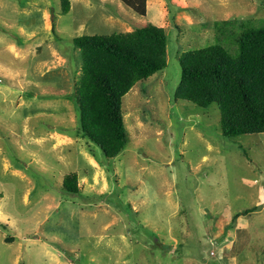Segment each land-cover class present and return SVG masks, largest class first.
Listing matches in <instances>:
<instances>
[{"label": "rangeland", "instance_id": "1", "mask_svg": "<svg viewBox=\"0 0 264 264\" xmlns=\"http://www.w3.org/2000/svg\"><path fill=\"white\" fill-rule=\"evenodd\" d=\"M62 2L0 0V264H224L229 225L210 233L230 208L257 209L238 258L264 264V196L242 180L264 175V132L225 136L217 103L176 97L181 53L220 40L234 50L215 22L259 25L264 0H148L145 15L121 0H70L67 13ZM147 23L165 27L168 63L123 97L130 140L110 158L78 128L62 51ZM72 172L78 193L63 187Z\"/></svg>", "mask_w": 264, "mask_h": 264}, {"label": "trees", "instance_id": "2", "mask_svg": "<svg viewBox=\"0 0 264 264\" xmlns=\"http://www.w3.org/2000/svg\"><path fill=\"white\" fill-rule=\"evenodd\" d=\"M64 13L70 0H62ZM145 15L147 0H121ZM238 18L215 22L230 50L219 42L183 51L179 57L181 82L176 97L201 107L217 103L225 136L264 132V21L240 23ZM223 39V38H222ZM72 43L79 55L66 49L65 67L75 77L73 98L83 136L97 143L107 157L118 156L130 140L123 97L139 82L149 79L168 63V37L164 26L147 23L112 34H82ZM61 132H65L61 130ZM77 172L64 177L63 187L78 193Z\"/></svg>", "mask_w": 264, "mask_h": 264}, {"label": "crops", "instance_id": "3", "mask_svg": "<svg viewBox=\"0 0 264 264\" xmlns=\"http://www.w3.org/2000/svg\"><path fill=\"white\" fill-rule=\"evenodd\" d=\"M72 8L73 6L71 4V9ZM147 8H148V0H147ZM111 17L113 16L111 15ZM262 137H263L262 140L264 141V136ZM259 152H261V154L264 155L263 154L264 148L262 151H259ZM205 158H206V155L204 156V159ZM263 179H264V175L262 171L256 172V177H253V176L250 178L245 177V176L242 177V180L247 185L250 186V189L251 188L254 189L255 191L254 195L256 196L257 204L260 200L262 202V199L264 196V186L262 185ZM263 204H264V201H263ZM250 211H257V209H252V210L251 209H246V210L239 209L236 212H233L232 209L230 208V210L227 213H222V215L221 213H218V217H216V220H214L215 221L214 226L216 227V229L212 230L214 231L213 233L212 232L210 233L214 240L217 237H219L221 234L222 236H224L225 234L223 235V233L225 231V227L229 225L226 229L228 230L227 234H230V235H225L224 241L221 243V246L219 247L220 259L224 262V264H243V263L250 264V261H246V259H244V261L240 262L238 258L239 251L241 249L248 248L247 246H249V244L252 242L251 237H253V234H252L249 224L246 222V220L251 218V217H248ZM233 213H234V218L236 222L234 226H231L232 224L231 221L233 220V218L231 217V214L233 215ZM221 221H224L223 227L220 225Z\"/></svg>", "mask_w": 264, "mask_h": 264}]
</instances>
